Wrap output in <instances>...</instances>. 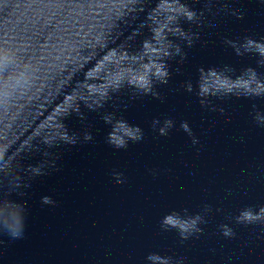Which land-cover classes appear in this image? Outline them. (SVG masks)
Instances as JSON below:
<instances>
[{"label": "water", "instance_id": "obj_1", "mask_svg": "<svg viewBox=\"0 0 264 264\" xmlns=\"http://www.w3.org/2000/svg\"><path fill=\"white\" fill-rule=\"evenodd\" d=\"M182 2L195 9L202 6L199 0ZM228 2L236 11H244L243 19L222 13L213 20L215 27L200 28L181 21L182 27H191L200 36L191 48L179 41L187 59L180 64L176 63L179 57L168 61L169 82L156 85L162 99L150 95L130 98L131 90L125 87L95 112L80 102L85 121L75 115L63 121L69 131L81 137L83 131H90L93 140L62 145L56 150L60 152L56 162L59 170L34 178L31 187L24 189L22 199L28 208L25 235L10 243L8 237H2L5 243L0 244V264H147L149 252L182 256L184 264H264V232L260 226L238 225L229 219V214L235 215L245 206L264 204V128L253 121L251 107L255 103L264 112V98L208 97L210 104L201 106L195 91L200 66L229 65L236 70L233 75L251 66L264 79V67L257 65L259 57L255 53L238 56L223 43L224 38L264 37V0ZM155 3L147 0L132 27L146 18ZM122 28L123 35L106 48L74 52L80 68L59 91L53 89L50 96L33 104L31 119L17 133V143L33 124L40 127L55 121L57 103L78 87L94 64L100 71L105 59H119L107 48L119 45L132 31L131 27ZM149 35L147 27L142 29L130 42L129 50L138 49ZM67 72L66 67L61 75ZM186 80L192 82V92L184 89ZM105 112L139 125L144 139L129 141L123 149L107 144L110 125L101 118ZM154 118L174 121L167 136H160L152 128ZM181 121L188 122L199 140L197 145L193 146L191 137L180 128ZM40 158L35 154L29 162ZM114 170L124 174V183L115 182ZM45 195L52 197L55 205L42 204L40 198ZM205 203L212 206V211L198 237L180 242L176 230L160 228L161 217L171 210L187 208L195 213ZM225 223L236 231L235 238L220 234L218 225Z\"/></svg>", "mask_w": 264, "mask_h": 264}, {"label": "clouds", "instance_id": "obj_2", "mask_svg": "<svg viewBox=\"0 0 264 264\" xmlns=\"http://www.w3.org/2000/svg\"><path fill=\"white\" fill-rule=\"evenodd\" d=\"M199 2L202 6L195 9L182 0H156L146 18L132 27L147 0H0V244L5 243L2 239L5 236L9 243L24 238L28 212L27 202L22 199L26 195L24 189L31 187L34 178L59 170L56 162L60 152L56 150L62 145L74 146L93 140L90 131H83L81 137L80 133L69 131L63 122L72 115L82 122L86 120L80 102L95 112L125 87L131 90L130 98L150 95L162 99L156 85L169 82L168 61L176 57H179L177 64L185 61L184 47H193L200 36L191 27H182L181 21L200 28L215 27L213 20L222 13L243 19L244 11H236L228 0ZM122 26L131 27L132 31L119 45L107 48L119 59H105L100 71H96L94 64L78 87L64 96L62 103H57L55 121L40 127L33 124L30 134L23 135L17 143V133L31 119L33 104L50 96L53 89L59 91L80 68L74 52L82 54L93 47L106 48L123 35ZM145 27L150 35L141 41L138 49L130 51V42ZM179 41H183L184 47ZM223 43L238 56L255 53L259 57L257 65L264 67V37L260 40L250 36L239 40L224 38ZM43 52L49 55H41ZM66 67L67 75H61ZM175 71L179 73L181 69L177 67ZM235 71L229 65L198 67L195 91L200 105H209L208 97L264 98V79L256 68L248 66L233 75ZM89 84L94 86L88 87ZM183 87L187 92L193 91L190 80L184 81ZM251 107L253 121L264 128V112L255 103ZM101 118L110 125L105 141L116 149L126 148L129 141L144 139L142 128L129 124L123 116L105 112ZM151 126L160 136H167L174 121L165 118L161 122L154 118ZM180 128L191 137L193 146L199 143L187 121H181ZM35 154L41 158L29 162ZM150 171L156 175L155 170ZM112 176L118 184L126 180L122 172L114 170ZM40 199L45 205L56 203L48 195ZM211 211L212 206L207 203L195 213L187 208L173 209L161 217L160 228L176 230L183 242L203 233L201 225L208 223L206 216ZM229 219L238 225H259L264 232V204L256 208L245 206L237 214H229ZM218 228L223 237H236V231L229 224H220ZM184 259L161 256L157 252H149L145 257L147 264H184ZM227 259L230 262L232 257Z\"/></svg>", "mask_w": 264, "mask_h": 264}]
</instances>
